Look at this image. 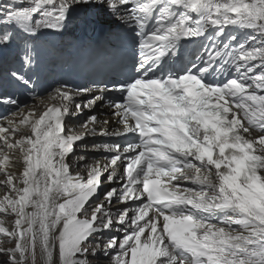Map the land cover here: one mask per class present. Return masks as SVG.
I'll use <instances>...</instances> for the list:
<instances>
[{
    "label": "snow or ice",
    "instance_id": "snow-or-ice-1",
    "mask_svg": "<svg viewBox=\"0 0 264 264\" xmlns=\"http://www.w3.org/2000/svg\"><path fill=\"white\" fill-rule=\"evenodd\" d=\"M74 20L127 34L126 78L39 98L36 42ZM9 56L39 103L0 96V264H264V0H0Z\"/></svg>",
    "mask_w": 264,
    "mask_h": 264
},
{
    "label": "bare ground",
    "instance_id": "bare-ground-1",
    "mask_svg": "<svg viewBox=\"0 0 264 264\" xmlns=\"http://www.w3.org/2000/svg\"><path fill=\"white\" fill-rule=\"evenodd\" d=\"M70 28L68 27V29H67V31L66 32H64L62 35H58V34H56V38H57V40H59L60 42H63L64 40H66L67 38V36H69L70 35ZM46 38L48 37V33H46L45 35H44ZM111 38L112 39H118V37H117V34L115 33V32H112L111 33ZM119 38H120V44L121 45H118V48L117 49H115V51H119V49L121 48V50L123 51V48H122V45H124L125 44V42H126V37L124 36L123 37V35H121V36H119ZM73 56V53L71 54L70 53V55L69 56H64V57H62V59L63 60H68V59H70L71 57ZM67 57H70V58H67ZM78 58H79V60H81V61H79L78 62V64L79 65H87V58L85 57H82V56H77ZM90 60L91 61H93V57H91L90 58ZM70 63H71V66L70 67H72L73 68V66H72V62L73 61H69ZM50 65H53V63H49ZM4 65V61H3V59L2 58H0V68H2V66ZM48 66V65H47ZM62 67H64V68H66L67 67V65L66 64H63L62 65ZM69 67V68H70ZM48 68H50L49 66H48ZM69 68H66L65 69V71H66V73L65 74H67V72H68V69ZM71 68V69H72ZM76 70H77V68H76ZM34 70H33V68L31 69V71L29 72V73H32ZM86 73H84V70H81V71H79V70H77L76 72H75V74H74V77H75V79H79L80 81L81 80H83V78H86ZM58 78H59V83H61V82H63L65 79H66V76L65 75H63L62 73H59L58 72ZM103 76H104V74L102 73V69H101V66H100V76H98V77H100V79L101 78H103ZM4 78V80H6L5 79V77H3ZM15 85V87L17 88V90H18V92H21L22 94H23V92H26L28 89H26V88H24V87H21V86H19V85H17V84H14ZM10 86V85H9ZM78 86H83V85H81V83H80V85H78ZM41 87V86H40ZM36 88V87H35ZM42 88V87H41ZM13 89H15V88H13ZM25 95V94H24ZM43 98H45L46 99V96L45 97H43ZM39 103V100H35V101H32V105L33 104H38ZM107 118H109V115H107V116H105V117H102V119H107ZM81 123V122H80ZM79 123V124H80ZM79 124H77V126L79 127ZM113 128H115V126L114 125H111L110 126V130L111 129H113ZM79 131V130H78ZM89 147L91 148V145H89ZM92 156H95L96 158H97V156H98V153H90V155H89V160L91 161V159H92ZM72 160H75V159H72ZM73 167L75 168V164L73 165ZM4 195V189L2 188V187H0V196H3ZM0 215H2V214H0ZM11 222V219H10V217L9 218H7V220H6V223H10ZM0 259H3V257H0ZM103 264H106V262H103Z\"/></svg>",
    "mask_w": 264,
    "mask_h": 264
},
{
    "label": "rangeland",
    "instance_id": "rangeland-1",
    "mask_svg": "<svg viewBox=\"0 0 264 264\" xmlns=\"http://www.w3.org/2000/svg\"><path fill=\"white\" fill-rule=\"evenodd\" d=\"M38 264H39V261H38Z\"/></svg>",
    "mask_w": 264,
    "mask_h": 264
}]
</instances>
